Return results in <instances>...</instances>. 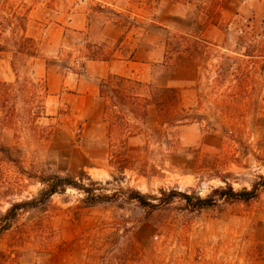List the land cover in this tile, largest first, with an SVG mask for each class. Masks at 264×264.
I'll return each instance as SVG.
<instances>
[{
    "label": "rangeland",
    "instance_id": "rangeland-1",
    "mask_svg": "<svg viewBox=\"0 0 264 264\" xmlns=\"http://www.w3.org/2000/svg\"><path fill=\"white\" fill-rule=\"evenodd\" d=\"M98 4L116 12L103 30L88 25ZM220 11L213 23L198 0H0L39 46L15 69L0 52V264H264V189L249 201L216 192L264 177V0ZM197 31L209 45L200 65L164 62L169 36ZM89 42L137 61L87 58ZM110 70L177 91L182 120L159 124L169 111L151 105L132 136L110 137L98 93ZM57 175L78 186L47 197ZM15 202L29 203L5 216Z\"/></svg>",
    "mask_w": 264,
    "mask_h": 264
},
{
    "label": "trees",
    "instance_id": "trees-1",
    "mask_svg": "<svg viewBox=\"0 0 264 264\" xmlns=\"http://www.w3.org/2000/svg\"><path fill=\"white\" fill-rule=\"evenodd\" d=\"M191 2L192 0H187ZM203 16L206 20L213 23H218L221 15L220 11V0H198ZM111 14H116L111 8L98 4L91 7V13H89L88 25L90 29L93 28L95 21H100L102 30L105 27L106 22L110 19ZM102 17V18H101ZM105 17V19L103 18ZM10 30L12 32L11 36H5L4 33ZM89 37V36H88ZM120 42H122L120 40ZM89 54L87 58L93 60H110L116 57L124 59H133L135 50L131 51L129 54H125L121 47L110 48L106 50L102 44H97L96 42H89L85 45ZM209 45L207 41L199 34V31L192 33H185L180 35L169 36L166 40V49L164 54V62L167 64H175L178 66H192L197 65L196 59L198 56H202L207 53ZM11 51L13 56V67L15 69V64L22 61L24 58L37 57L39 54V46L34 37L27 34L26 26L21 23H14L13 19L9 16L0 13V52ZM79 63V62H78ZM85 64V63H84ZM82 64V68H84ZM200 65V64H198ZM75 73H79L80 70H73ZM43 88L46 92H49V86L45 82ZM99 95L103 98L105 107L104 115L105 121L109 123V134L110 137L115 135H122L123 133L128 136L134 134L132 130V121L134 119H148L149 112L148 107L155 105L163 113V110H168L166 118L159 121V124H168L169 127L176 126L178 122L182 120L177 110L172 109L173 103L170 104L178 96V92L173 89H158L155 88L151 83L144 82L139 79L132 77L110 73L107 77L101 79L99 83ZM158 97H166L164 100H158ZM168 104V105H167ZM183 108H181L182 110ZM2 151H7L6 148H0ZM57 182L50 184L49 189L44 191L47 197L57 193L59 187L66 188L68 185L78 186L76 182H73L69 178H63L60 176H55ZM84 191H90L85 186L81 187ZM261 189H264V177L260 182L254 184L251 189H243L241 191L234 190L231 184L227 183L226 188L217 189L216 192L221 193V196L240 199L249 201L253 198L258 197ZM43 193V194H44ZM160 197V201L164 203L171 202L175 198V193L165 194ZM186 199L190 200L189 194H181ZM132 199L138 200L143 206L146 207H157L158 204H154L149 201L148 198L140 193L139 191L133 192ZM43 200L46 198H42ZM213 195L208 197H197L194 208L201 209L207 205H212L214 203ZM34 200L32 203H37ZM29 202H15L6 211L5 216L12 215L17 209L28 205ZM4 227H0V235L3 232Z\"/></svg>",
    "mask_w": 264,
    "mask_h": 264
},
{
    "label": "crops",
    "instance_id": "crops-1",
    "mask_svg": "<svg viewBox=\"0 0 264 264\" xmlns=\"http://www.w3.org/2000/svg\"><path fill=\"white\" fill-rule=\"evenodd\" d=\"M136 56H137V51L135 50V54H134V58H133V59H128V60L125 59V60H123V59H119V58H114V59H110V60H99V61H102V62H104V63H110V64L114 63L115 60L126 61V62H136V61H137ZM110 73H114V74H119V75L128 76V75L121 74V73H119V72H117V71H114V70H110V71H108V72H107V76H108ZM128 77H131V76H128ZM104 78H105V77H104ZM132 78H133V77H132ZM102 79H103V78H102ZM139 80H141V79H139ZM98 87H99V85H98ZM98 93H99V89H98Z\"/></svg>",
    "mask_w": 264,
    "mask_h": 264
}]
</instances>
